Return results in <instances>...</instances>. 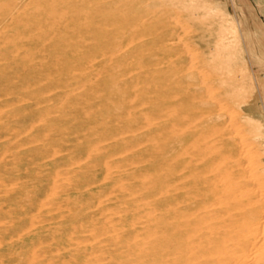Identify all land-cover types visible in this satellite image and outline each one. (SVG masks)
Wrapping results in <instances>:
<instances>
[{"label": "rangeland", "instance_id": "374dc122", "mask_svg": "<svg viewBox=\"0 0 264 264\" xmlns=\"http://www.w3.org/2000/svg\"><path fill=\"white\" fill-rule=\"evenodd\" d=\"M28 1L0 0V15L7 17L0 29V165L16 168L30 167L38 160L41 165L58 162L55 179L43 178L59 183V218L63 220L61 215L68 211L78 229L75 237L92 229L94 238L79 247L74 243L73 248H106L103 255L108 264H171L163 255L166 221L161 216L166 196L153 190L172 168H184L194 158L193 147L223 133L234 144L245 145L248 158L255 156L246 157V165L264 182V0H185L204 8L210 18L195 21L189 11L166 0L157 7L150 3L158 0ZM213 21L227 26V31L237 26L235 34L228 31V42L240 50L234 74L239 73L236 81L247 88L242 96L250 93L223 102L224 108L214 106L222 89L213 83L220 70L209 54ZM248 74L257 80H250ZM261 96L258 117L263 129L254 139L246 109L260 103ZM219 114L222 119L215 120ZM180 138L183 146L172 151L180 146ZM246 149L254 152L249 155ZM208 160L202 157L194 166L199 163L203 173ZM22 182L8 180L0 186V204L12 196L14 203L22 205ZM104 202L110 228L102 234L94 223L103 218L99 204ZM4 211L0 224L11 225L10 218L19 211L8 206ZM210 221L215 227L201 230L203 242L211 231H218L216 220ZM240 229L224 238L223 248H212L200 264L260 260L264 245L227 248L231 238L245 234ZM15 239L5 241L0 234L1 243Z\"/></svg>", "mask_w": 264, "mask_h": 264}, {"label": "bare ground", "instance_id": "6f19581e", "mask_svg": "<svg viewBox=\"0 0 264 264\" xmlns=\"http://www.w3.org/2000/svg\"><path fill=\"white\" fill-rule=\"evenodd\" d=\"M166 1L168 3H171V5H173L174 7L176 6L186 11H189L192 14V16L194 15L193 16L195 17L193 19L194 21L196 18H201L203 20L210 19L208 15L204 14L205 13L204 8L200 6H193L191 4H187L185 3V0H166ZM160 3L164 4L165 2L164 0H158V1H153L150 4L154 7H157ZM6 18L7 17L0 15V29L6 26V20H7ZM179 25L181 26V24ZM212 26L215 27V30H214L215 33H214V37L210 40V42L212 43V47H210L211 51L209 53L211 54L210 61H213V63L218 61V63H216L217 64L216 67H218L217 70L218 69L220 70V74L219 76H217L218 78L214 80L213 83L215 86H217V89L219 88L222 89L219 95L217 96L215 95L217 99V101L215 102L217 103L214 106H217L218 104V107L221 106V108H224L222 107L223 102L226 104L227 103L229 104L232 101L234 102V99L238 100V97L240 98L242 94L245 93L244 91H245L246 86H243L241 83H238L236 81L237 75L239 73L237 72L238 73L237 75L234 74L235 72L234 65L236 66L235 56H237L240 50L237 49L238 46L236 47L234 44L232 45L231 42H230L231 44L228 42L229 41L228 39L229 30L227 31L226 29L227 26L219 22H216V21L212 22ZM236 27L234 24L230 26L229 33L233 32L235 34ZM180 40H181V36H180ZM235 43L240 44V42L239 43L235 42ZM171 44L173 45L172 42ZM120 52H123V51H120ZM239 67H242V66H239ZM118 69H121V67H119ZM86 71H87V68H86ZM247 72H244V73H247ZM208 75L210 74L208 73ZM191 76L188 79H191ZM249 78L250 80H257V77L254 74L252 75L250 74ZM238 81L243 83L244 80L241 79V81L240 80ZM244 85L246 84L244 83ZM253 91L254 89L251 90L252 93ZM245 94L243 96H245ZM248 94L250 93H247V95ZM246 96L245 98H247ZM134 100H136V98ZM243 100L247 101V99H244V98ZM243 100L241 101L242 103L244 102ZM204 103L205 102H203V104ZM246 103L247 102H245L244 104ZM262 103H263V98L261 96L260 103L258 102L252 103L246 109V113L248 116L247 119L249 120L248 124L250 127L252 125L251 129L253 130H251V132H253V135L258 134L263 129L262 123L258 117V115L261 113V108H263V106L261 105ZM211 112L212 111H210V113ZM230 115H231V112H230ZM234 115L236 114L234 113ZM167 119H168V116L166 118V121ZM216 119L220 121L222 119V115L219 114L218 116H215V120ZM197 122H200V121L197 120ZM241 126L239 127L238 125L237 127L241 128ZM32 127L33 125L31 126V128ZM237 127H235V129ZM229 128H231V126ZM145 129H148V127ZM237 132L238 131H236V133ZM253 135L251 133V136ZM256 136L257 135H255L254 139L257 138ZM261 136H262V132H261ZM262 137H264V134ZM229 138H231V136ZM181 139L183 138H180L177 141V143H179L180 146L178 148H172V151H176L177 149L183 146V140ZM254 142H259V141H254ZM260 143H257V144H260ZM257 144L256 146H258ZM242 145L243 144H241V146L236 145L228 138L226 139L223 133H220L216 138H211L210 141L204 140L201 143V145L193 147L192 153L194 154V158L191 157L188 161L186 160L187 165H185L184 168L181 166H179L178 168H175V167L172 168L171 171L168 173V175L165 176V179L163 178L164 179L163 184L161 185H159V183L155 184V187L153 190L155 191L154 194L156 193L158 195L160 192L163 191L164 197L166 196L165 198L166 208L164 210V213L161 216V218L164 221H166V224L163 230V234H164L163 240H164V244L166 245L165 248L163 249L164 251L163 255L165 256L167 255L168 262H170L171 264H200L202 262V258L203 257L206 258V256L212 252V248H223L221 244H223L224 238L229 236L231 233L238 232L236 231L238 228H241L240 233H242L244 230L245 234L244 233L242 235L240 234V236H238L237 238H231L229 243L231 241L233 242L232 244L230 243V245H228L227 248H231V249L232 248H256V247H259L260 245H264V230L262 229L263 228L262 226H264V191L261 186L262 184L264 186V182L261 183L260 180L256 179L257 175L254 174L255 172L253 173L252 171H249V167L246 165L247 156L244 154V152H246L245 151L246 147L245 145L243 146ZM246 146L248 145L246 144ZM250 146L252 147V145ZM161 147L162 146H159V149H161ZM251 147L250 149L252 150ZM163 148L164 147H162L161 149V154L162 153L164 154ZM262 148H264V146ZM259 149L260 148L258 147L255 150L258 151ZM35 151L37 152V150ZM27 152L32 153V151L31 152L27 151ZM253 152L251 151V153ZM127 153L125 155H127ZM247 153H248V150H247ZM251 153H248V154L250 155ZM261 155L263 156L264 154H261ZM33 156H35V154L30 155V157H33ZM202 157L203 158L207 157L209 159L208 161L204 163L205 164L204 168H202L204 171L203 173L201 172V170L198 169L199 163H198V166H194ZM254 157L251 156L250 158L248 157L247 158L251 160V158H254ZM249 161H247L248 165H249ZM250 164H251V161H250ZM259 165L263 166L262 163H260ZM58 167H59V164L57 161H51L49 163H45L41 165L39 160L37 162L34 161L30 167L18 165L16 168H11L9 164H6V163L3 165H0V186L3 187V184L8 180L14 181V182L23 181L21 183L22 188L20 189L21 194H22V197H21L22 205H20V203L18 202L14 203L15 197L12 198V196L10 198H6L7 200L2 201L0 204L2 206V208H0V222L3 219V216L6 215V212L4 210L7 208V206L12 207V208L15 207V211H19L17 216L10 218L11 225H7L4 223H3L4 225L0 224L1 225L0 226L1 239H4L6 241L7 239L16 238L14 241H11L9 243L3 242L4 243L3 244L0 242V264H108L106 262V257L103 255L106 253V248H73L74 243H76V245H78L79 247L80 245H82V243L88 242L94 238L91 235L92 229H88L87 231H84V234L82 236L77 235L75 237V233L76 231H78V229L75 230V228L73 227L71 215L68 211L65 212V214L61 215L63 217V220H60L59 217H60V213H62V210H61V206L59 202L60 198L58 196L59 194H58L57 185L59 183L56 184L55 180L53 181L54 183H51V180L48 182V180L43 178V176H45L47 178L50 177V178L55 179L58 173L57 171ZM256 167L260 168L257 165ZM258 168H257V171H258ZM106 176L107 175H105V177ZM26 177L27 178L33 177L35 181H32V183L28 181H24ZM104 181L106 180L104 179ZM32 186L34 187L32 188ZM30 187L32 188V195H31V192L29 191ZM185 190H187V192ZM65 198H68V196L66 195ZM183 203H186V205L184 206ZM99 208H100V211L102 212L103 218L99 219L98 222H95L94 225L98 228L99 231L102 232V234H104L107 231V229L110 228L108 226L106 215L104 213L106 212V209H107L106 202H104V204L100 203ZM154 212H156V210ZM153 218L154 220L157 219L155 216H153ZM210 220H216V228H218V231L216 232L211 231L209 235V239H206L203 242L201 240L202 238L201 230L204 228L211 229V227H215V226H211ZM143 224H146V223H143ZM134 231L136 232L137 229L136 228L133 229V232ZM100 244L102 243L101 242L97 243V245H100ZM255 251L257 250H254V252ZM225 253H227V251ZM256 253L257 254L255 255L258 256L259 253L258 252ZM255 255L253 256L254 258H255ZM220 256H223V254ZM245 256L244 258L248 260L247 257ZM253 257L251 258L253 259ZM246 260L244 259L243 261H246ZM240 262H238V264ZM246 262H244L243 264H246ZM220 264H226V263L221 262ZM253 264H264V256H261L260 260H258L256 263H253Z\"/></svg>", "mask_w": 264, "mask_h": 264}]
</instances>
